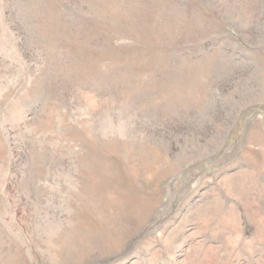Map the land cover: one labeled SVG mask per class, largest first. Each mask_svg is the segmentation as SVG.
Returning <instances> with one entry per match:
<instances>
[{
  "label": "rangeland",
  "instance_id": "obj_1",
  "mask_svg": "<svg viewBox=\"0 0 264 264\" xmlns=\"http://www.w3.org/2000/svg\"><path fill=\"white\" fill-rule=\"evenodd\" d=\"M0 264H264V0H0Z\"/></svg>",
  "mask_w": 264,
  "mask_h": 264
}]
</instances>
